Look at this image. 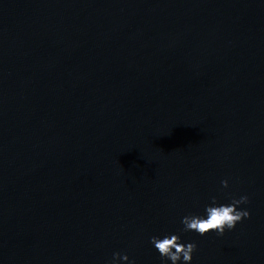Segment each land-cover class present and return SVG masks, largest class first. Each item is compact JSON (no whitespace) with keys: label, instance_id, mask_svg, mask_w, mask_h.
I'll list each match as a JSON object with an SVG mask.
<instances>
[{"label":"water","instance_id":"obj_1","mask_svg":"<svg viewBox=\"0 0 264 264\" xmlns=\"http://www.w3.org/2000/svg\"><path fill=\"white\" fill-rule=\"evenodd\" d=\"M171 234L264 264V0H0V264H172Z\"/></svg>","mask_w":264,"mask_h":264},{"label":"clouds","instance_id":"obj_2","mask_svg":"<svg viewBox=\"0 0 264 264\" xmlns=\"http://www.w3.org/2000/svg\"><path fill=\"white\" fill-rule=\"evenodd\" d=\"M221 185L227 188L228 181L222 180ZM211 199L212 203L205 207L206 216L190 214L182 218L181 223L184 225L185 231H195L201 236L212 231L223 235L225 229L235 228L238 222L250 216L247 209H238L237 207L248 202L247 195L240 196L238 199L233 198L230 204H217L216 197ZM150 242L160 255L170 260L172 264H178L180 261H183V264H190L192 254L197 248L195 242L181 243L180 236L176 234L165 235L163 238L152 236ZM119 259L128 261L129 257L127 254L114 253L112 264H117ZM130 264H135V262L131 261Z\"/></svg>","mask_w":264,"mask_h":264}]
</instances>
